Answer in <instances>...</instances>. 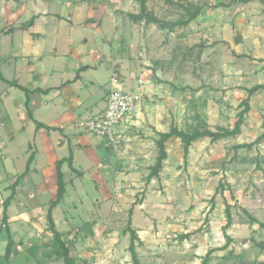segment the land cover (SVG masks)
Returning a JSON list of instances; mask_svg holds the SVG:
<instances>
[{
  "label": "rangeland",
  "instance_id": "obj_1",
  "mask_svg": "<svg viewBox=\"0 0 264 264\" xmlns=\"http://www.w3.org/2000/svg\"><path fill=\"white\" fill-rule=\"evenodd\" d=\"M21 1L0 0V34L13 30L12 22L19 13L17 6ZM142 1L148 13L158 18L163 27L135 20L134 16L141 14ZM62 2L82 5L85 13L83 24L93 22V28L102 31L101 44L106 48L110 62H102V57H98L101 62L97 65L102 66V70L110 68L103 73L104 81L109 83L110 88L114 74L132 90H135L132 86L141 79V75L146 74V83L139 91L142 95L140 107L146 121L140 127L131 129L136 139L130 144L139 145L141 141L154 140L155 137L158 140L157 132H170L173 126L187 133L197 129L217 131L219 127H234L239 112L243 110L241 103L248 97L247 87H254L257 83L252 78L257 72L251 67L255 60L237 55L223 40L225 37L237 42V17L242 4L239 0ZM191 5L201 6L205 17L192 27L174 25L171 29V24L188 19L185 8ZM221 5L228 7L230 12L206 15L209 9ZM209 41L211 44H208ZM6 42L8 39L1 43L0 37V51ZM263 102L264 94L251 98L252 110L245 122L252 147L237 148L228 139L221 140L224 143L216 142V146L211 141L205 143L207 141L199 140L192 144L189 155L185 157L182 141L170 139L166 144L168 158L160 172V181L150 190L153 205L159 204L157 207L152 205L154 208L148 206L145 209L143 205L150 188L145 182L150 167L157 161L156 140L155 147L147 145L146 151L149 152L146 154H130L136 156L130 164L118 160L120 153L106 139L85 133L86 141L94 140L100 147L93 145L92 150L77 151L76 166L85 171L82 176L77 177L67 165L63 169L68 195L56 208L54 217L59 232L66 233L65 241L77 250L84 249L93 242L85 238L91 240L94 237L93 224H100L96 254H102L100 264H107L104 262L106 259L115 263L119 259L112 258V253L123 254L127 250L125 246L129 245L130 236L126 232L129 212L131 208H136L138 210L132 215L134 224L141 228L154 226L159 232L155 249L145 254L148 261L145 264H202L212 249L216 251L209 264H264V227L252 221L255 218L264 225V140L255 144L264 134ZM148 107L156 121H149ZM64 152L65 156L69 155ZM55 154L47 152V160ZM128 159L129 154L124 160ZM119 165L122 167L119 168ZM107 166H111L108 169L112 181L116 173L124 172L126 176L138 174L133 180L136 185H132V189H122L121 193L102 197L95 183L98 177L94 174ZM46 173L52 191L50 197L54 198L57 189L55 166ZM115 178L116 183L121 182L124 186L130 181V178L125 179L119 174ZM220 183L222 188L216 194ZM227 204L230 205L233 222L225 231ZM98 211L101 213L99 217ZM64 216L68 222L63 220ZM19 226V222H13V229ZM185 234L190 237L183 240L181 236ZM8 235L6 229L1 231L0 241L7 239ZM127 235L128 239H125ZM21 238L17 234V244H20ZM29 243L27 237L23 246H15L16 255L9 264H47L60 255L59 252L62 255L55 242L47 250L33 244L27 248ZM1 250L0 246V264H7ZM105 254L108 256L104 257Z\"/></svg>",
  "mask_w": 264,
  "mask_h": 264
},
{
  "label": "crops",
  "instance_id": "obj_2",
  "mask_svg": "<svg viewBox=\"0 0 264 264\" xmlns=\"http://www.w3.org/2000/svg\"><path fill=\"white\" fill-rule=\"evenodd\" d=\"M51 6H53L52 9ZM82 7L80 4L71 5L62 2V0H22L19 7L17 6V9L20 8L19 13L16 14V18L12 22L14 24L13 30L10 32L4 31L0 34L1 43L8 39V43L3 44L0 51L1 76L5 79L1 78L0 224L2 226H0V232L4 229L9 232L7 239L0 241V246L3 249L1 255L4 256L7 264L16 255L14 253L15 246H23L24 239L27 237L30 241L27 248L33 244L47 250L55 242L54 235L49 230L48 212L51 202L56 198L58 187L55 197H50L51 190L46 171L52 169V166L56 168L57 162L68 158L72 152L73 167L80 173L74 172V174L77 177L82 176L85 171L79 170L76 166L77 151L81 149L92 150L93 145L100 147V144H97L94 140L86 141L84 137L86 134L80 131L77 123L89 119L106 109L112 85L110 88L109 83L104 81L103 73L105 71L107 73L110 68L107 67L106 70H102V66L97 65L101 62L97 58L102 57V62L104 60L110 62V58L106 48L101 44L102 31L93 28L95 27L93 22L87 25L83 24L85 13L83 14L84 7ZM229 12L228 7L221 5L216 9H209L206 15ZM238 14L239 33L236 39L237 42H234V39L230 40L225 37L223 40L228 42L227 45L230 44L237 55L243 56L246 60L249 57L255 60L253 66H251L257 72L255 77L252 76L253 80L257 82L254 86L264 84V62H261V60H264V3L259 0L242 3ZM33 17H35L34 25L26 29L24 25ZM204 17L203 10L197 20L192 21L189 25L197 24ZM208 44H211V42L209 41ZM145 76L146 74L143 77L141 76V79L144 80ZM140 80L135 86H132L135 90L128 87L126 83L125 89L127 87V91L141 98L142 95L139 91L146 81L140 83ZM8 82H17L19 86L31 91L28 105L26 104L27 96L25 92ZM262 94H264V90L254 94L251 98L261 97ZM140 105L141 99L137 111L131 116L125 130L121 132L122 140L118 149H114L117 153H120L118 160L122 163L131 164L133 162L136 156L130 154L139 152L144 155L149 152L146 151L149 144H153L155 147L157 137L154 140L141 141L139 145L137 143L130 144L134 141V138L136 139V136L133 137L132 135L135 132H130L131 129L140 127L142 122L146 121V115ZM150 110V107H148L147 117L149 121H156ZM254 110L257 111V108H254ZM29 112L32 113L33 119L29 117ZM247 115L245 116V122ZM262 119L264 120V116H262ZM36 121L51 128V130L43 127L37 129ZM157 121L160 125V121ZM245 122L241 135L224 140L232 141L237 146L252 143V140H248V133L250 134V132H246ZM201 140L207 141L205 143L211 141L208 138ZM221 142L224 143V141ZM123 143L124 145H122ZM214 145L216 146V143ZM263 147L264 144H262ZM49 151L56 154L48 161L47 152ZM64 151L68 152L69 155L65 156ZM127 154H129V159L125 161ZM31 155L34 156V159L30 170L25 177L18 181L19 176L25 172ZM66 165L69 167L68 163H65L62 166V171ZM122 165H119V168ZM13 167L18 168L14 171L12 170ZM110 167L107 166L100 172L95 169L97 172L94 175L98 177L95 183L99 187L102 197L112 193H121L122 189H132V185H136V182L133 181L137 178L138 174L136 173L127 176L124 172L116 173V176L119 174L124 176L125 179L130 178L125 186L121 182L116 183V176H114L113 182L109 178L110 169L108 168ZM20 169L22 170L20 171ZM159 181L154 179L150 182L149 193H147V199L143 205L145 209L148 206H159V204L153 205L154 198L150 191L151 187ZM67 195L68 190L65 197ZM80 200L84 201V199ZM5 202H9L6 208L7 222L3 221ZM56 208L53 211L54 221ZM137 210L135 208L133 216ZM99 214L101 215L100 211H98V217ZM133 216L132 228L143 244L140 246V243L136 241L138 261L139 264H145L148 263L145 254L148 250L155 249V243L159 240V232L155 231L154 226L149 228L138 227L134 224ZM63 220L68 222L65 216ZM13 222H19L20 224L16 230L13 229ZM56 229L59 232L57 225ZM93 232L95 235L91 240L85 237L88 241L93 242L81 250L69 246L64 239L66 233L59 232L70 248L69 257L74 261V264L101 263L100 256L102 254L100 252L96 254L95 251V244L100 240L97 235L101 233V225L93 224ZM50 233L52 236H50ZM17 234L19 237L22 236L20 244L15 241ZM10 239L13 241L12 253L7 258L4 248L7 250ZM114 239L112 241H117ZM125 239H128V235ZM129 246L130 240L129 245L125 246L127 250L123 252L124 256L122 253L113 252L112 258H118L117 262L127 261V264H134ZM111 252L112 250H110ZM59 254L47 264H62L61 262L66 264L60 252ZM107 256L108 254L104 255V257ZM55 259L57 262H54ZM104 262L114 264L109 259Z\"/></svg>",
  "mask_w": 264,
  "mask_h": 264
},
{
  "label": "trees",
  "instance_id": "obj_3",
  "mask_svg": "<svg viewBox=\"0 0 264 264\" xmlns=\"http://www.w3.org/2000/svg\"><path fill=\"white\" fill-rule=\"evenodd\" d=\"M251 1H253V0H239V2H241V3H249ZM259 1L261 3H264V0H259ZM185 11L188 13V16H189L188 19L185 21H180L176 24H171V29L174 27V25H176V26H187V25H189L192 21L196 20L203 13V8L201 6H195V5L192 6L191 5V7L185 8ZM134 18L137 21L145 20L147 23H152V24H156V25L160 24L163 27V23L158 18H156L155 16L148 13V10L146 8V4L144 1H142V4H141V14L134 16ZM34 22H35V17H33L29 22H27L24 25V27L26 29H29L30 27H32L34 25ZM261 62H264V60H261ZM1 78L3 80H5L3 78V76H1V71H0V79ZM8 83L12 86H17V87L21 88L25 92V94L27 96L26 104L28 105L31 91L26 89V88L19 86L17 82H8ZM263 90H264V84L257 85V86L250 88V89H247L248 97L241 103V107H243V110H241V112H239L233 129H228L225 127H219L217 129V131H212L210 129H205V130L197 129L192 133H187L183 130H179L176 126H173L171 128L170 132H168V133H158L159 139L156 140V147H157V151H158L157 161H156V164L154 166L150 167V174L147 176L146 184H150V182L152 180L158 179L160 177V172L164 166V162L168 158L166 144L170 139L178 138L182 141V143L184 145V150H185V157H187L189 155V149L192 146V144L201 140V139L208 138L211 140L212 143H216L218 141H221V140H224V139H227L230 137H238L239 135H241L242 127H243L244 122H245V116L251 110V106H250L251 97L254 94H256L260 91H263ZM29 117L31 119H33L31 112H29ZM36 125H37V129H40L43 127V128H47L48 130H51V128H49V127L45 126L44 124L37 122V121H36ZM263 140H264V134L257 140V142H255V144H259ZM236 147L237 148L252 147V144H246V145H241V146H236ZM33 159H34V156L31 155V157L29 158L28 163H27V168H26L25 172L21 176H19L18 181L27 175V173L30 170V166H31ZM65 163H68L69 167L71 168V170L73 172L80 174L73 167V153L72 152L70 153V156L68 158H64V159L59 160L57 162L56 168H57V187H58V189H57L56 198L50 204V209L48 212V221H49V230L54 235V240H55V243L58 245V249L62 251V257L64 258V261L66 262V264H74V261L69 257L70 248L67 246V244L63 240L62 235L57 231L56 224H55V221L53 218L54 209L64 200L66 192H67L66 183L64 180V173L62 171V166ZM220 188H222V183L219 184V188L216 190V194L219 193ZM212 200H214V198ZM8 201H10V200H8ZM8 203L9 202H5V212H4V217H3L4 222H7L6 208L8 207ZM133 212H134V210H133V208H131L130 212H129L130 218L128 221V227L126 229V232L130 234L129 251H130L131 256H132V261L134 264H139L138 256H137V252H136V241H138L140 243L139 244L140 246L143 244L140 242V239H139L136 231L132 228ZM226 216H227V224L225 227V231L229 227H231L232 222H233L229 204L226 205ZM252 221H253V223L259 224L261 227H264V225L261 224L255 218H253ZM188 237H190L189 234H185V235L181 236V238L183 240H186ZM228 240L230 241V238H228ZM12 246H13V241L10 239L8 246H7V250H6V257L7 258L10 257V255L12 253ZM214 251H216V250L212 249L206 254L205 258L203 259L202 264H209L210 258L212 256V254L214 253Z\"/></svg>",
  "mask_w": 264,
  "mask_h": 264
},
{
  "label": "built area",
  "instance_id": "obj_4",
  "mask_svg": "<svg viewBox=\"0 0 264 264\" xmlns=\"http://www.w3.org/2000/svg\"><path fill=\"white\" fill-rule=\"evenodd\" d=\"M143 81L141 79L140 83ZM111 85L106 109L89 119L79 121L77 127L83 133L106 139L110 146L118 149L122 140L121 132L125 130L131 116L137 111L140 97L127 91L125 83L116 74L111 78ZM114 264H127V261Z\"/></svg>",
  "mask_w": 264,
  "mask_h": 264
}]
</instances>
